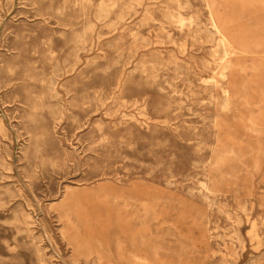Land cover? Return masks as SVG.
I'll return each mask as SVG.
<instances>
[{"label":"rangeland","instance_id":"obj_1","mask_svg":"<svg viewBox=\"0 0 264 264\" xmlns=\"http://www.w3.org/2000/svg\"><path fill=\"white\" fill-rule=\"evenodd\" d=\"M0 264H264V0H0Z\"/></svg>","mask_w":264,"mask_h":264},{"label":"bare ground","instance_id":"obj_2","mask_svg":"<svg viewBox=\"0 0 264 264\" xmlns=\"http://www.w3.org/2000/svg\"><path fill=\"white\" fill-rule=\"evenodd\" d=\"M78 202V201H77ZM134 254V253H133ZM224 259H226V258H224ZM232 262V261H231ZM220 263V262H219ZM228 263V262H227Z\"/></svg>","mask_w":264,"mask_h":264}]
</instances>
